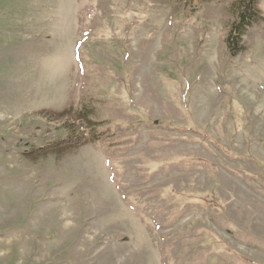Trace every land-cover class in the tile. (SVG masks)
<instances>
[{
	"label": "rangeland",
	"instance_id": "rangeland-1",
	"mask_svg": "<svg viewBox=\"0 0 264 264\" xmlns=\"http://www.w3.org/2000/svg\"><path fill=\"white\" fill-rule=\"evenodd\" d=\"M239 1L0 0V264H264Z\"/></svg>",
	"mask_w": 264,
	"mask_h": 264
},
{
	"label": "trees",
	"instance_id": "trees-1",
	"mask_svg": "<svg viewBox=\"0 0 264 264\" xmlns=\"http://www.w3.org/2000/svg\"><path fill=\"white\" fill-rule=\"evenodd\" d=\"M258 1L259 0H240L238 2L236 19L231 24L226 38V45L232 55H236L240 52V44L245 31L253 25L259 16ZM91 122H93V124L96 123L94 120H91Z\"/></svg>",
	"mask_w": 264,
	"mask_h": 264
}]
</instances>
